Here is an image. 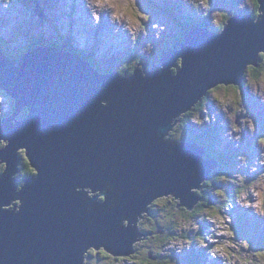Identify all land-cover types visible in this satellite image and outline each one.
<instances>
[{"label":"water","instance_id":"obj_1","mask_svg":"<svg viewBox=\"0 0 264 264\" xmlns=\"http://www.w3.org/2000/svg\"><path fill=\"white\" fill-rule=\"evenodd\" d=\"M259 6L254 23L235 14L218 33L188 28L162 52L166 67L129 77L101 73L56 46L27 51L18 62L0 51V88L15 103L0 119V141H7L0 149V264H83L88 248L103 241L131 254L144 237L135 223L157 198L173 195L192 210L203 199L195 190L218 162L205 145L169 135L196 101L220 84L240 85L257 64L264 0ZM20 149L37 174L15 192ZM88 187L100 194L89 198ZM15 199L19 210L1 209Z\"/></svg>","mask_w":264,"mask_h":264},{"label":"rangeland","instance_id":"obj_2","mask_svg":"<svg viewBox=\"0 0 264 264\" xmlns=\"http://www.w3.org/2000/svg\"><path fill=\"white\" fill-rule=\"evenodd\" d=\"M164 3H166L165 6L169 5V9H163ZM52 4H54L53 12L60 17L61 23L64 24L63 18L67 21L68 17L70 27L66 28L73 30L75 42L81 45L86 53H90V57L94 56L101 63L97 68L101 73H108L112 70L117 73L122 69L127 70L137 62L140 63L138 65L140 69H144V65L154 67L156 63L160 67H166L161 62L162 52H167V48L170 50L175 46L170 44L177 35L185 38V32H178L179 15L182 21H188L187 24L191 26L194 21L188 18V13H194L199 17L201 21L199 25L208 24L210 16L215 27L232 13L246 12L244 15L249 16L251 23L258 18L256 6H252L249 0H110V3L104 7L102 15L100 9L92 4V0H0V51L4 57L15 59L18 62L17 60H20L24 53L43 44L42 42H31L32 37L42 36L45 40L49 38L47 35L49 25L38 9L43 6L50 11ZM57 8L60 9L57 11ZM194 23H198V20ZM137 42L138 52L134 53L132 49ZM261 74L260 79L256 80L254 71L245 73L247 81L243 87L231 84L232 86L229 87L221 85L219 88H213L209 94L210 100L207 99L199 109L203 114V122L199 124L195 118L192 124L197 126L198 129H194L197 132H201V125L205 126V123L212 124L216 130H219L218 137L226 144V150L232 152V159L235 160L234 167L225 175L226 179L237 182L236 184L232 181V185L236 184L240 187L244 185V188L241 187L243 194L239 199V204L245 209L253 207L258 209L259 205V209L254 213L264 218V143L260 142L264 140V67ZM14 106L13 99L3 89H0V114L10 115ZM197 109L192 111L191 115L195 117L201 115ZM177 131L180 132V130ZM257 139H259L258 143ZM4 143L1 141L0 146ZM239 152L246 156L234 158ZM4 168L6 164L1 163L0 172ZM31 169L35 168L31 166ZM16 175L20 179L18 181L22 182L26 176L25 170L17 172ZM223 185L230 186L229 181ZM85 189L94 195L90 187ZM226 190L224 197L227 195ZM95 193L100 194V191L97 190ZM251 193L258 196L259 203ZM247 197L252 205L248 201L242 203V200ZM162 205L165 208L167 203L161 198L156 199L152 203L154 210L151 213L161 220L177 215L173 207L170 206L164 210L161 208ZM239 209L237 215L240 216ZM205 210L202 216L196 217L198 221L207 218V224H215L212 234L208 233L209 236L206 237V241L215 246L212 254L219 250L218 247L223 246V249L218 252L225 253L226 258L220 253L218 256L221 260L225 259V264H264V237L261 234L255 231L252 235L240 236L239 227L232 216L222 215L212 207H207ZM231 211V206L225 208V213ZM144 213L145 217L150 216V212ZM243 218L250 226L248 216L244 215ZM183 221L184 219H181L178 224L183 225ZM193 222V220L187 221L186 225ZM194 229L196 233V228ZM209 229L210 227H206V230L209 231ZM263 229L264 225L261 230ZM258 242H262V247ZM145 244H148V241ZM188 245L189 243L184 238L179 239L177 235L172 245H169L166 250L164 262L166 264H189L190 260L183 254ZM146 249L143 247L142 256ZM198 250L202 254L205 253L204 247H198ZM180 254L186 256L184 261L178 257ZM204 261V257H201L200 262L205 264Z\"/></svg>","mask_w":264,"mask_h":264},{"label":"trees","instance_id":"obj_3","mask_svg":"<svg viewBox=\"0 0 264 264\" xmlns=\"http://www.w3.org/2000/svg\"><path fill=\"white\" fill-rule=\"evenodd\" d=\"M168 6H164V8L163 7L162 8L164 10H166V9H169ZM195 13H197V11H195ZM242 14H243V12H242ZM173 18L175 19V17H173ZM188 18L189 19L195 18V19H193L194 22L198 20V23H196V24L194 22H192L193 28H198L201 26V25H199V23H201L200 19H196L198 17H196L195 15L190 14V16ZM225 22H228V18L225 19ZM179 29L181 31H184L182 25H179ZM57 35L58 36L51 37V38L46 39V40L44 38H42V36H39L38 38L32 37L31 42H33V43L42 42V43H46V44H50V42H51L53 45H57L59 47L65 48L67 50H70L71 52L78 54L81 58L90 61L96 68L100 67L101 63L99 61H97L94 58V56L90 57V55H91L90 53H86L85 50H83L82 48H79V47H77V45H75V42L73 41V35L71 33H69L67 36L62 35V34H58V33H57ZM40 39H43V41H40ZM176 42H177V38L174 37V39L171 40L170 45L175 44ZM138 45L139 44L137 42V44L132 49V51L134 53L138 52V49H137ZM157 66H159L158 63L155 64V67H157ZM151 68L152 67H147L146 69L142 70V69L138 68V62H137V64H132V66L129 67V69L127 68V70L126 69L120 70V73H122V74L125 73L129 77V76H133V74L136 71L137 72L138 71L144 72V71L151 69ZM244 85L245 84H243L242 87ZM208 98H209V95L202 97V100L199 101L193 107L192 110H190V111H188L182 115L181 122L179 123V125H177L176 129L172 132L171 136L175 139H183V140L184 139H190V140H196V141L200 142L201 144H203L207 147L208 156L209 157L211 156L212 158H214L215 160H217L219 162L218 166L213 170V179L205 181L202 184V188L199 191L197 190L200 197L204 196L203 197L204 199L200 200L198 205L207 206L206 204H208V205H211L210 207L216 208L218 212L223 213V211L225 212V208L227 206H231V204L229 202L232 201L231 198H227L228 195H226V197L223 196V194L225 192L224 188H223V186H224L223 183H225L226 181H229V184H230L229 187H232L233 195H237L239 193L240 189L237 186L232 185V181L234 182L235 180L226 179V177H225V175L230 171V169L232 167H234V161L235 160L232 159V157H233L232 152H229V150H226V148H225L226 144L223 142V140L221 138L218 137V133H217L218 130H216L212 124H210L211 128L209 130H207L209 128V126H207V128H205L201 132H196L194 130L195 128H194V125L192 124V120H194L196 118L198 120V123L200 124L201 120H199V119H202V117L201 116L195 117L193 114L191 115V113H192V111L196 110L197 108H198L197 112H201V110H199V109L202 105H204V102ZM12 111H14V108ZM26 114H27V110H24L19 117L23 118ZM186 115H188V117ZM177 130H180V132ZM182 130H183V132H181ZM177 132H178L179 136H177L178 135ZM22 152L25 153V150H22ZM245 156L246 155L239 152V154H237V156L234 158H239V157L244 158ZM23 164H24L23 167H25V166L29 167V165H30L27 160H24ZM25 174H26V176H30L33 173H32V170L29 168L28 171L25 172ZM206 190H208V192H205ZM198 205L196 206V210H194V213L195 214L197 213L196 216H201V214L199 212L201 211L202 208ZM197 210H198V212H196ZM188 216H189V218H191L189 214H188ZM238 217H239V215H238ZM192 219H195V220H197V222H199L198 224L195 223V225H200L203 229L205 227H207V218H206V220L203 219L201 221H198V217L192 218ZM238 227H239L238 231L240 233H243L244 229L241 228L240 226H238ZM187 237H192L191 233H189ZM193 241L194 242L192 244V248L189 251V252H191V253H189L191 256L190 264H199L200 259H201V253L199 252L198 247H200L203 244V242L205 241V238L201 237L199 235H196L195 238L193 239ZM258 244H260V246L262 247V242H258ZM260 250H262V248H260ZM180 259L184 261L186 259V256L180 254Z\"/></svg>","mask_w":264,"mask_h":264},{"label":"flooded vegetation","instance_id":"obj_4","mask_svg":"<svg viewBox=\"0 0 264 264\" xmlns=\"http://www.w3.org/2000/svg\"><path fill=\"white\" fill-rule=\"evenodd\" d=\"M252 2V6H256V11L258 10L257 14L260 15L259 11V4L254 2V0H249ZM264 67V55H261V53L258 56V61L256 65H251L248 67L246 73H249L251 70L254 71L256 74V80L260 79L261 77V70ZM260 81V80H259ZM232 86V85H228ZM241 86V85H239ZM13 99V98H12ZM209 99V98H208ZM14 102V99H13ZM242 104V103H240ZM259 139H257L258 143ZM213 179V178H212ZM211 179V180H212ZM223 186V185H222ZM224 191H229L231 187L229 186H223ZM205 192H208L206 190ZM204 197V196H203ZM162 201L167 203V206L165 208L173 207V209L176 210L177 215L173 218H167L164 220H161L159 217L155 216L152 212V205L150 206V216L145 217L146 214H143L141 217L138 218L139 224L135 223V226L140 233H144V237L137 240L135 246L132 248L131 254H125V253H116L113 251L107 241H103L101 244H99L98 247L92 248L88 250V253L86 255V259L84 260L83 264H166L165 257H166V250L169 248V245H172L174 240L176 239V236L178 235L179 239H185L189 243L188 247L184 249V253L187 256V259L190 260V254L189 251L192 248L193 239L196 235H199L201 237H204L206 240V237H208V233H212L215 224L210 223L207 224V227L209 229L206 230V227L203 229L200 225L197 224V220L192 219L196 218L197 213H194V210L189 212L188 209L183 207L180 203H178V200L173 196H168L161 198ZM181 205V206H180ZM207 206L204 205H198L202 209L199 212L202 216V212H205V208L210 207L208 204ZM203 206V207H202ZM161 208H164V205H162ZM164 208V210H165ZM185 209V210H184ZM198 212V210L196 211ZM190 215L189 216L186 215ZM206 214V213H205ZM181 219H184V224L179 225L178 223L181 222ZM193 220L194 222L190 225H186L187 221ZM127 224V221H126ZM190 227L191 229H189ZM196 228V233L195 229ZM191 233L192 237H187L188 234ZM174 234V235H173ZM148 241V244H145V242ZM191 241V242H190ZM143 247L147 248L145 251L144 256L143 254ZM134 259H138V261H134Z\"/></svg>","mask_w":264,"mask_h":264},{"label":"clouds","instance_id":"obj_5","mask_svg":"<svg viewBox=\"0 0 264 264\" xmlns=\"http://www.w3.org/2000/svg\"><path fill=\"white\" fill-rule=\"evenodd\" d=\"M104 2H105V0H92V4H94V5H96V6H99V7H103V5H104ZM175 3V2H174ZM174 3H172V4H174ZM165 4L166 3H164L163 4V6H165ZM171 5V4H170ZM39 10V12L41 13V14H43V18H45L44 20H46L47 21V23H48V25H49V29H47V35L49 36V38H51V37H56V36H58L57 35V33L58 34H62V35H65V36H67L69 33H71L72 35H73V30L72 29H70V28H66V27H68L69 26V21H68V17H67V22H66V20H64L63 22H64V24L63 23H61L60 22V17H57V15L53 12V16H48V18L46 17L47 16V14H48V10L47 9H45L43 6H41V8L40 9H38ZM176 13H178V12H176ZM246 12H243V14L242 13H232L229 17H226V18H230L231 16H233V15H235V14H238V15H244ZM189 14V16H190V14L191 15H195L194 13H188ZM178 15H179V13H178ZM196 17H198L197 15H195ZM176 19V18H175ZM193 19H195V18H193ZM193 19H190L191 21H193ZM196 19H199V17L198 18H196ZM180 22V23H179ZM188 22V21H187ZM187 22L186 21H182L181 20V16L179 15V18H178V24L179 25H182V27H183V29H184V31H181L180 29L178 30V32L179 33H183V32H185L189 27L188 26H191V25H188L187 24ZM184 23V24H183ZM227 22H225V19L224 20H222V22H220V24L217 26V27H215L214 25H215V23H213L212 22V20H211V18H210V16H209V18H208V24H203V25H201L200 27H204V28H208L211 32H213V33H218L219 31H222L223 30V27L225 26V24H226ZM223 25V26H222ZM70 27V26H69ZM188 27V28H187ZM187 28V29H186ZM190 28H192V26L190 27ZM48 38V39H49ZM176 38H177V41L178 42H182L185 38H180V36H176ZM73 41L75 42V39H74V37H73ZM75 45H77V47H79V48H82V49H84L81 45H78L76 42H75ZM172 45H175V44H172ZM39 46H56V47H59V46H57V45H53L51 42H50V44H46V43H43L42 45H39ZM59 48H62V47H59ZM63 49H65V48H63ZM65 50H67V49H65ZM70 51V50H69ZM74 53V52H73ZM93 55V54H92ZM88 61V60H87ZM90 62V61H89ZM138 65H140V63L138 64ZM142 65H143V63H142ZM141 67V66H140ZM147 68V66L146 65H144V69H146ZM144 69H142V70H144ZM113 71V70H112ZM112 71H108V73H111ZM146 72V71H145ZM119 75H126L125 73H120V72H117ZM244 79H245V75H244ZM221 85H223V84H220V85H218V86H216V87H218L219 88V86H221ZM225 86H227V85H225ZM242 86V85H241ZM210 91H213L212 89L210 90ZM209 91V92H210ZM210 100V99H209ZM193 109V108H192ZM191 109V110H192ZM190 111V110H189ZM13 112L14 111H12V112H10V115H8V116H4V115H2V114H0V119H2V118H6V117H9V116H11L12 114H13ZM188 112V111H187ZM201 113V115H199V116H201L202 117V119H203V114H202V111L200 112ZM21 115V114H20ZM19 115V116H20ZM17 117L18 119H20V117ZM179 117V116H178ZM202 119H199V120H201V123H202ZM198 121V120H197ZM198 123V122H197ZM209 123H205V126H203V125H201V131L202 130H204L205 128H207V126H209V128L207 129V130H209L211 127H210V124L208 125ZM194 125V124H193ZM194 128L195 129H198L197 128V126L196 125H194ZM215 128V127H214ZM216 129V128H215ZM174 130H172L171 131V133H170V135H169V137H171V134H172V132H173ZM197 132V131H196ZM171 138H173V137H171ZM173 139H175V138H173ZM175 140H181V141H195V142H198V141H196V140H190V139H175ZM1 141H4V140H1ZM1 141H0V144H1ZM5 143L4 144H2L1 146H0V149L1 148H4L5 146L4 145H6L7 144V141H4ZM200 143V142H199ZM22 150H25V149H20L19 150V157H20V164H19V166H18V170H17V172H22L23 170H25V172H27L28 171V169L30 168L31 169V164H30V160H29V158L26 156V154L23 152H21ZM24 160H27L28 162H29V167H23V162H24ZM218 162V161H217ZM3 163H5V162H3ZM6 164V163H5ZM218 164H219V162H218ZM1 165V164H0ZM218 166V165H217ZM215 169V168H214ZM4 170H5V168L3 169V171H1L0 172V175L4 172ZM31 170H34V172H33V174H31L30 176H25V178H28V177H31V176H34L35 174H37V171L35 170V169H31ZM16 172V173H17ZM16 173L14 174V176L16 177V180H17V184H18V187H17V189H16V191L15 192H18L20 189H21V186H23L24 184H25V180H21L22 182H19L18 181V178H17V175H16ZM24 178V179H25ZM212 178H213V172H212ZM211 178V179H212ZM211 179H208V180H211ZM207 181V180H206ZM205 182V181H204ZM203 182V183H204ZM236 182V181H235ZM202 183V184H203ZM236 184H237V182H236ZM236 184H235V186H236ZM240 190H239V193L237 194V195H233V193H232V187L230 188V190L229 191H226V193H227V195H228V197L229 198H231L232 199V201H230L229 203L231 204V207H232V211L231 212H229V213H225L224 211H223V213H221L222 215H230V216H232V219L234 220V222L238 225V226H240L241 228H243L244 230H243V233H240V236H243V234L244 235H246V234H249V235H252L253 234V232H258L259 234H261L262 235V237H264V229L263 230H261V228H262V226L264 225V218L263 217H261V216H259V215H257V214H255L254 212L256 211V210H258L259 209V205H258V209H255L254 207L253 208H250V209H245V208H243L240 204H239V199H240V197H241V195L243 194V190H242V188H244V185H242L241 187L240 186H237ZM20 188V189H19ZM201 188H202V185H201ZM200 188V189H201ZM200 189H196L195 191H196V193L198 194V192H197V190L199 191ZM83 190L84 191H86V189L85 188H83ZM251 194H253V193H251ZM254 195V194H253ZM169 196H173V195H169ZM198 196H199V194H198ZM92 196H91V194L89 193V198H91ZM163 197H168V196H163ZM163 197H160V198H163ZM174 197V196H173ZM202 197V196H201ZM254 197L255 198H257L258 199V196H255L254 195ZM203 198V197H202ZM158 199V198H157ZM177 199V198H176ZM204 199V198H203ZM248 199V197L246 198V199H244V200H242V203H244V202H246V201H248V202H250L249 200H247ZM16 200V202L17 203H20L21 204V201H20V199H15ZM96 200H97V202H99V203H103L104 202V197L103 196H99L98 198H96ZM178 200V202L180 201L179 199H177ZM202 200V199H201ZM154 202V201H153ZM152 202V203H153ZM152 203L150 204V205H148L147 206V211H149L150 210V206L152 205ZM199 203V202H198ZM198 203L196 204V206L198 205ZM251 203V202H250ZM258 203H259V199H258ZM251 205H252V203H251ZM5 206H7V205H4V206H1V209L2 210H4V209H9V208H14V209H9V210H19V208H15V207H9V208H6ZM196 206L192 209V210H194L195 208H196ZM185 207V206H184ZM186 208V207H185ZM238 208H240L239 209V212L241 213L240 214V216L238 217V215H237V210H238ZM187 209V208H186ZM189 210V209H188ZM192 210H189V212H191ZM143 214H145L144 212H142L141 213V215H143ZM244 215H247L248 216V218L250 219V226H248L247 225V223H246V221L244 220ZM257 219V221H256V219ZM126 221H127V224H126ZM122 224L124 225V226H127L128 225V220H126V219H122ZM137 222V221H136ZM138 225V224H137ZM251 228H252V232H251ZM210 234H212V233H210ZM209 236V235H208ZM208 238V237H207ZM137 242V241H136ZM206 244H207V246H206ZM134 246H135V243H134ZM200 247H204L205 248V253L204 254H202L201 253V257H204V259H205V261H204V263L205 264H225V259L224 260H221L220 258H219V256H218V254L220 253V252H218L220 249H223L222 247L223 246H221L220 248L218 247V249L219 250H217L216 251V253L215 254H212L211 252H212V250L215 248V246L212 244V243H210V242H207L206 240L203 242V244L200 246ZM199 247V248H200ZM92 248H94V247H90V248H88V250L89 249H92ZM88 250L86 251V253H85V259L87 258L86 257V255H87V253H88ZM191 253V252H190ZM220 254H222L224 257H225V253H220ZM181 255H183V254H181ZM179 258H180V255L178 256ZM226 258V257H225ZM191 260V259H190ZM189 264H190V261L188 262ZM199 264H203V263H199Z\"/></svg>","mask_w":264,"mask_h":264},{"label":"bare ground","instance_id":"obj_6","mask_svg":"<svg viewBox=\"0 0 264 264\" xmlns=\"http://www.w3.org/2000/svg\"><path fill=\"white\" fill-rule=\"evenodd\" d=\"M0 17H1V15H0ZM2 20V19H1ZM247 81V79H244L242 82H241V84L240 85H243V84H245V82ZM246 85V84H245ZM228 86V85H227ZM210 93L208 92V95H209ZM207 95V96H208ZM202 100V98H200L198 101H196V103H195V105L199 102V101H201ZM194 105V106H195ZM184 113H186V112H184ZM184 113H182L181 115H179V117H178V121L174 124V129L173 130H175L176 129V124L177 123H180L181 122V117H182V115L184 114ZM179 125V124H178ZM217 133H219V130L217 131ZM97 191V190H96ZM100 191V190H99ZM91 194V193H90ZM94 195H97V193H95V191H94ZM91 196H92V194H91ZM8 207H15V208H19V206H20V203H17L16 202V200H12L11 202H10V204L9 205H7ZM181 206V205H180ZM183 207H184V205H182ZM186 207V206H185ZM257 221V220H256ZM137 223V222H136Z\"/></svg>","mask_w":264,"mask_h":264},{"label":"snow or ice","instance_id":"obj_7","mask_svg":"<svg viewBox=\"0 0 264 264\" xmlns=\"http://www.w3.org/2000/svg\"><path fill=\"white\" fill-rule=\"evenodd\" d=\"M254 2H256L257 4H259V3H260V0H254ZM109 3H110V0H105L104 5H103L102 8L99 7V6H97V8L100 9V11H101V15L103 14L104 7H105L107 4H109ZM258 14H259V13H258ZM97 19H99V17H97ZM145 19H148V17H145ZM261 55H264V52H262ZM260 142H261V143H264V140H261ZM4 146L6 147V145H4Z\"/></svg>","mask_w":264,"mask_h":264}]
</instances>
